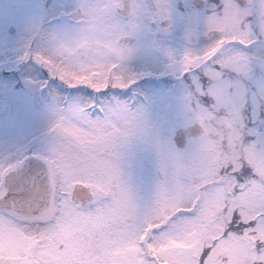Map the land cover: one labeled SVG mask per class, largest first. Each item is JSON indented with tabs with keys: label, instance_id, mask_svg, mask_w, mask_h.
<instances>
[{
	"label": "snow or ice",
	"instance_id": "snow-or-ice-1",
	"mask_svg": "<svg viewBox=\"0 0 264 264\" xmlns=\"http://www.w3.org/2000/svg\"><path fill=\"white\" fill-rule=\"evenodd\" d=\"M118 4L80 0L95 29L47 37L22 57L104 99L57 106L47 150L26 175L23 161L0 164V264H264V126L254 132L248 120L249 106L264 115V0L207 5L211 43L185 51L176 69L186 144L157 141L146 202L122 168L147 135L146 114L108 93L136 83L121 67L131 50L117 41L168 12L164 0H128L116 16Z\"/></svg>",
	"mask_w": 264,
	"mask_h": 264
},
{
	"label": "rangeland",
	"instance_id": "rangeland-1",
	"mask_svg": "<svg viewBox=\"0 0 264 264\" xmlns=\"http://www.w3.org/2000/svg\"><path fill=\"white\" fill-rule=\"evenodd\" d=\"M165 6L173 7L175 0H164ZM143 3V1L141 0ZM168 2V3H167ZM258 3L259 0H256ZM216 3V2H215ZM210 3V4H215ZM80 4V0H58L48 9L42 7V0H0V163H12L25 151L32 137L33 143L40 140L47 132H50L54 123L53 111L57 106L68 103H87L80 99L77 94L65 93L57 89L55 83H45L46 93H42V78L38 76V71L30 65L23 66L20 75L23 77L22 86L13 88V80L1 79V72L8 71L16 67L22 61L32 42V50L45 42V38L69 32L75 24V10ZM209 4V5H210ZM190 0H183V6L187 12L184 18V29L182 32L167 33L169 28H159V32L151 29L150 25L141 26L140 33L135 36L138 41L130 47L128 58L122 62L121 67L135 77L136 73L141 76L152 74L159 75L163 72L176 74L185 51L200 52L206 48L211 40L206 42L192 41L191 36H198L206 32V17L208 7L205 9H192ZM66 10V16H57L60 10ZM168 18L175 20V24L180 21V13H176L172 8L166 7ZM71 16V17H68ZM173 23V21L171 20ZM13 23L17 27L14 36H8L6 27ZM167 34V36H163ZM31 73V74H30ZM151 82V81H150ZM149 82V84H150ZM146 84V82H145ZM143 93L129 97L117 98L121 102L128 103L133 109L142 108L146 114V128H158L161 132L162 140L171 137L172 120L181 115L178 106L182 105L174 97L181 91L178 83L163 80L156 85L143 86ZM103 99V98H102ZM38 101V106H35ZM64 102V103H63ZM184 105V103H183ZM249 115L254 121L259 116V111L255 113L249 106ZM185 121V115L183 114ZM260 132L259 129H253ZM148 139V138H147ZM50 140V135L36 147L30 146L39 154H45ZM29 148V149H30ZM137 152L142 150L138 148ZM156 149V148H154ZM147 158V154H141L142 162ZM155 159L158 157L155 155ZM132 160L129 161L131 166ZM146 171L143 180L156 182L158 177L148 174ZM134 191H138L139 184L132 186ZM145 192H152L151 186L146 187ZM151 193H147L150 195ZM147 199V198H146ZM148 200V199H147Z\"/></svg>",
	"mask_w": 264,
	"mask_h": 264
},
{
	"label": "clouds",
	"instance_id": "clouds-1",
	"mask_svg": "<svg viewBox=\"0 0 264 264\" xmlns=\"http://www.w3.org/2000/svg\"><path fill=\"white\" fill-rule=\"evenodd\" d=\"M128 0H119L118 6L112 10V14L116 16H126L128 14ZM104 13V8L103 5L101 4L100 7L98 8L97 15H103ZM75 17L79 21L78 23L75 22L74 27L75 29H83V30H93L97 27L98 21L93 18L88 16L87 14H84L79 11L78 7L75 10ZM131 38V36H127L123 39H120L117 41V46L122 47V48H127V43L128 40ZM210 140L213 143L217 142V137L212 136L210 137ZM217 147L219 145L217 144ZM224 151H227V148H224Z\"/></svg>",
	"mask_w": 264,
	"mask_h": 264
},
{
	"label": "water",
	"instance_id": "water-1",
	"mask_svg": "<svg viewBox=\"0 0 264 264\" xmlns=\"http://www.w3.org/2000/svg\"><path fill=\"white\" fill-rule=\"evenodd\" d=\"M8 33L10 35H12L14 33V29H12L11 27L8 28ZM185 131L184 129L181 130H177L176 131V135H175V139L178 143L179 146H183L184 144V138H185ZM40 161H38L36 159V157L34 156H30L28 157L24 163L21 165V168L19 169V171L26 175L27 173H29L35 166L39 165Z\"/></svg>",
	"mask_w": 264,
	"mask_h": 264
},
{
	"label": "flooded vegetation",
	"instance_id": "flooded-vegetation-1",
	"mask_svg": "<svg viewBox=\"0 0 264 264\" xmlns=\"http://www.w3.org/2000/svg\"><path fill=\"white\" fill-rule=\"evenodd\" d=\"M168 19H169V22H168V24L166 25V27H168V28L170 29L171 32H176V31H182V30H183L181 27H177V26L174 24V23H175L174 19H171L170 17H169ZM182 19H183V18H182ZM171 20L173 21L172 24H170ZM149 25H150L151 29H155V30H156V25H157V26H160L161 23H160V24H156L155 26H154L153 23H149ZM136 33H140V30L136 31L133 35H135ZM133 35H132V37H134V38H135V42H137V41H138V38H137L136 36H133Z\"/></svg>",
	"mask_w": 264,
	"mask_h": 264
}]
</instances>
